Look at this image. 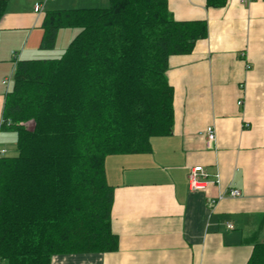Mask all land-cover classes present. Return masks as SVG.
Listing matches in <instances>:
<instances>
[{
  "label": "trees",
  "instance_id": "obj_1",
  "mask_svg": "<svg viewBox=\"0 0 264 264\" xmlns=\"http://www.w3.org/2000/svg\"><path fill=\"white\" fill-rule=\"evenodd\" d=\"M9 2L0 0V22ZM227 3L206 0L207 8ZM108 4L46 12L41 50H54L62 29L79 34L59 59L15 62L2 116L18 150L0 157L4 264L117 251L106 159L150 153L152 138L172 133L169 60L191 54L208 23L177 21L168 0ZM248 264H264V243Z\"/></svg>",
  "mask_w": 264,
  "mask_h": 264
},
{
  "label": "crops",
  "instance_id": "obj_2",
  "mask_svg": "<svg viewBox=\"0 0 264 264\" xmlns=\"http://www.w3.org/2000/svg\"><path fill=\"white\" fill-rule=\"evenodd\" d=\"M71 1L10 0L0 22V122L11 89L3 81L14 73L16 61L37 60L45 13L64 10L65 3L74 9L108 4ZM41 2L38 14L34 9ZM168 2L177 21L208 23L207 38L191 54L169 60L172 133L152 138L150 153L106 159L119 249L54 256L51 264H248L264 243V0L248 6L228 0L219 9L207 8L206 0ZM70 31L59 32L56 47L61 34L73 38ZM209 126L217 132L212 149L205 136ZM15 143L16 133L0 132L5 156ZM198 166L210 182L204 192L189 187L190 170ZM217 175L219 186L212 183ZM230 189L242 196L210 205Z\"/></svg>",
  "mask_w": 264,
  "mask_h": 264
},
{
  "label": "built area",
  "instance_id": "obj_3",
  "mask_svg": "<svg viewBox=\"0 0 264 264\" xmlns=\"http://www.w3.org/2000/svg\"><path fill=\"white\" fill-rule=\"evenodd\" d=\"M45 2H47L48 0H44ZM255 0H241L242 4L245 6L250 5L252 2H254ZM43 5L44 3H37L35 5V12L36 13H42L43 11ZM16 56V54H14ZM13 77H14V73L11 74L10 77L6 78L3 81V84L9 89L13 83ZM11 85V86H10ZM239 106L243 105L242 101H239ZM4 120L2 119L0 122V132L2 131V127L4 125ZM11 125V122L8 123V126ZM205 136L207 139V145L209 148H214L217 142V132L215 127L213 126H209L206 131H205ZM6 155V151L5 150H0V157H3ZM215 185L219 186L220 185V176L217 175L216 176V180L214 182ZM210 182L208 180V175L205 171V169L202 166H198L195 168H192L190 170V174H189V187L190 190L193 192H204L209 188ZM242 194L239 190L236 189H230L228 192L226 193H219L218 196H216L215 198H212L209 200V203L211 206H216L219 202H221L222 200H224L226 197L229 198H239L241 197ZM229 229H234V225L229 224Z\"/></svg>",
  "mask_w": 264,
  "mask_h": 264
},
{
  "label": "rangeland",
  "instance_id": "obj_4",
  "mask_svg": "<svg viewBox=\"0 0 264 264\" xmlns=\"http://www.w3.org/2000/svg\"><path fill=\"white\" fill-rule=\"evenodd\" d=\"M61 1L62 2L66 1V2H70V3L73 2L71 0H61ZM65 5L66 6L62 5V7L64 9H74V8H69L70 6H68L66 3H65ZM98 5L99 6H94V7L95 8H105V7H108L109 4H102L101 3V4H98ZM72 7H75V6H72ZM68 30H70V29H68ZM65 32H69V31H65ZM70 32H74L75 33L73 38H71L72 40L71 39L69 40L67 38H65V40H64V37H63L64 35L61 34L60 39L58 41V45H57L55 50L44 51V50L38 49L37 56H35L36 58H34V59L38 60V59H59V58H61L65 54V52H66L67 48L69 47L70 43L75 39V37L79 34L80 31L78 29H72V31H70ZM32 126H33V124H29V128L30 129L32 128ZM11 146H12V148H11L12 150H10V152H9L10 154H8V155L11 156V157L17 156L18 155L17 143H15V145L14 144L10 145V147Z\"/></svg>",
  "mask_w": 264,
  "mask_h": 264
}]
</instances>
